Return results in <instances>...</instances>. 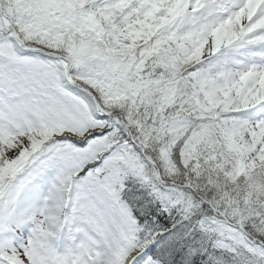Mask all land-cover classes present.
Instances as JSON below:
<instances>
[{"label": "snow or ice", "instance_id": "6c2138e0", "mask_svg": "<svg viewBox=\"0 0 264 264\" xmlns=\"http://www.w3.org/2000/svg\"><path fill=\"white\" fill-rule=\"evenodd\" d=\"M0 264H264V0H0Z\"/></svg>", "mask_w": 264, "mask_h": 264}]
</instances>
